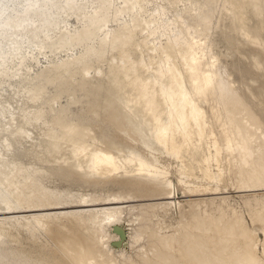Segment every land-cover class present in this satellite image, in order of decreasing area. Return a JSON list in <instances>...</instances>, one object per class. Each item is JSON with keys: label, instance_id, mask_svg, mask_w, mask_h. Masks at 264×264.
<instances>
[{"label": "bare ground", "instance_id": "6f19581e", "mask_svg": "<svg viewBox=\"0 0 264 264\" xmlns=\"http://www.w3.org/2000/svg\"><path fill=\"white\" fill-rule=\"evenodd\" d=\"M18 1L0 0V18L8 15L0 21L1 34L7 26H15L34 39L48 40L49 32L58 28L56 11L82 8L80 0H27L23 7ZM99 1L80 29L60 31L49 40L53 53L76 45L82 47L80 53L51 61L35 76H21L19 84L25 83L24 87L14 88L16 94L23 92L32 107L22 108L20 122L0 133V215H6L0 219V264H22L13 259V249L1 245V238L11 235L10 231L23 226L35 236L50 221H56L60 229L68 220L92 235L86 243L78 241L82 238L69 245L63 240L62 249L79 264H264L256 234L236 213L225 215L221 207L216 216L203 215L194 203L180 210V229L168 235L142 225L135 229L140 215L130 218L133 208L128 204L147 201L138 205H143L141 214L149 219L158 215L155 210L181 205L176 183L159 162V154L176 159L187 155L196 161L197 167L191 168L201 172L194 175L196 181L207 178L208 185L201 189L205 192H223L224 164H232L244 187L240 190L264 188V121L223 77L216 62L205 59L210 51L203 41L214 24L219 27L226 20L255 41L257 35L239 12L250 5L264 23V0H173L175 8L180 3L183 7L173 21L175 37L161 46L148 41L165 27L160 14L145 18L152 0H122L119 8L110 0ZM110 20H116L118 27L109 28ZM0 58L3 64L5 56ZM51 84L57 92L46 97ZM77 90L89 96L93 92L101 99L87 111L75 112ZM63 95L68 102L56 107ZM6 112L0 109V119ZM40 121L46 138L24 147L23 155L30 160L27 165L11 151L10 137H30L27 125ZM107 123L119 130L115 137L125 135L130 141L111 136ZM180 165L179 181L188 193L194 191L198 184L187 179L191 173L184 160ZM51 177L103 191H84L76 203L56 201L63 199L54 198L62 191L44 184ZM110 185L124 188L116 192ZM260 213L257 221L264 229V211ZM124 242L135 252L127 253ZM29 256L35 258L30 264H65L56 257L51 261L45 255Z\"/></svg>", "mask_w": 264, "mask_h": 264}, {"label": "rangeland", "instance_id": "374dc122", "mask_svg": "<svg viewBox=\"0 0 264 264\" xmlns=\"http://www.w3.org/2000/svg\"><path fill=\"white\" fill-rule=\"evenodd\" d=\"M113 3L114 8L123 6L122 0H110ZM222 0H220L221 2ZM27 0H19L18 5L23 7L27 4ZM82 8L75 9L70 13L64 11H56V15L59 18L58 28L49 32L50 38L55 39L58 33L69 31L74 32L80 29L86 19V15L90 14L92 10L98 7L99 0H80ZM183 7L180 3L179 8H175L173 0H152L148 4V12L145 14V18L152 17V14H160L159 17L161 23L165 25L163 29L156 35L149 36L148 41L150 45L156 44L158 46L165 45L168 42V38L175 37L174 31H172L173 21L179 14V9ZM161 12V13H160ZM239 15L244 18L246 24L250 27L253 34L257 35L255 41H251L238 29L230 27L231 21L226 20L225 24L216 27L209 31V36L206 40L210 51L205 57L208 61H215L217 68H219L223 77L231 82L232 86L236 88L239 93L249 101L258 116L264 121V23L261 22L260 16L254 12L250 5L246 6ZM8 15H2L0 21L5 20ZM218 17V16H217ZM122 18L128 19L129 15H124ZM215 21L217 19L215 18ZM167 26V27H166ZM117 21L110 20L109 28H117ZM172 33V34H171ZM173 35V36H172ZM26 36V37H25ZM101 36V35H100ZM99 35L97 38L100 37ZM142 35L138 34V39ZM43 36L32 38L29 35L22 33V31L15 26H7V32L0 33V55L5 56V61L0 64V109L6 110V115L0 119V133L4 132V128L12 125L14 128L21 120L23 113L22 108L29 109L32 106V102H27L23 95V92L15 93V89L21 90L25 83L19 84L21 76H35L40 70L46 67L51 61L66 59L69 56H75L80 53L82 47L78 45L73 46L69 50H58L56 53L50 51L49 40ZM97 40V39H96ZM7 52V53H6ZM149 51L145 49V54ZM1 59V58H0ZM106 65V63H104ZM106 66H104L105 70ZM19 73V76H18ZM95 72L92 73L94 75ZM28 85V84H26ZM15 88V89H14ZM57 92L56 85L51 84L48 87L46 97ZM102 94L103 90L99 89ZM16 94V95H15ZM16 97H15V96ZM22 97V98H21ZM25 98V99H24ZM76 98L79 100L77 104H73L72 108L75 112L81 113L87 111L89 106L96 105L100 101L101 97L93 92L89 95H85L83 91H76ZM21 99V100H20ZM68 96L63 95L59 103H56L57 107L60 104L64 105L68 102ZM27 104V105H25ZM47 114L50 116L49 106H45ZM12 112V113H11ZM12 114V115H11ZM108 133L114 136L115 139L126 140L130 139L123 135L115 137L118 133V129L113 125L107 123ZM44 125L42 121L34 122L32 125H27L30 137L26 134L16 140L11 138V151L18 157L22 158L25 164L30 162L28 157L23 155L24 147H29L32 142L40 144L46 137L43 135ZM97 131H100L98 126H95ZM3 140V139H1ZM135 141L139 144L141 139L135 137ZM199 160V155L197 156ZM187 164L191 176L187 178L189 181H196L194 175L200 174L198 168H191V166L197 167L196 161H193L189 156L181 157L180 159L168 157L165 154H159V162L167 167L169 170L170 178L176 183L178 199L181 201V205L173 206L170 208H160L155 210L157 216L153 219L146 218L149 215H142L141 208L143 205L140 203H146L147 201L130 202L132 210L129 212L130 218H134L140 215V218L136 220L133 227L135 229L138 226H147L152 229H156L164 234H175L180 229V222L182 220V214L180 210H188L194 203L200 205L203 215L216 216L219 214L220 208H224L225 215L228 213H236L242 216L247 224L248 228L252 230L257 236L258 250L262 254L264 250V229L263 223L257 221L259 219L260 212L264 211V188L252 189V190H240L244 188L241 186L232 164H224L223 169V183L221 185L222 193L212 194L211 191L205 192L203 189L208 185L207 178L196 181L197 188H193L194 191L188 193L187 187L182 184L181 179V161ZM193 161V165L190 163ZM217 171V169H215ZM44 180V179H43ZM80 182H73L59 177H51L45 179L44 184L48 188L62 191L60 195L54 196L56 201H67L76 203L79 200L82 192L101 194L103 190L100 188L88 187L84 189V185H79ZM112 191H122L124 187L119 185H110ZM83 189L81 190V188ZM129 190L130 187L125 188ZM125 190V191H126ZM201 193L198 195L189 194ZM204 193V194H202ZM153 201H167L165 200H153ZM73 203V204H74ZM71 204V203H68ZM197 204V205H198ZM206 205V206H205ZM81 209L82 207H77ZM216 208V209H215ZM60 209H58L59 211ZM38 212V211H37ZM43 213L55 212L54 210L40 211ZM153 212V211H150ZM205 212V213H204ZM186 215V214H185ZM6 215H0V219ZM187 216V215H186ZM62 228H57L56 221H50L46 229L37 230L36 235L21 226L18 229H14L11 235H5L1 239V245L5 249L15 251L13 259L17 258L22 264H30L35 258H30L31 253L38 256H48L51 261H54V257L60 259L65 264H79L76 260L71 258V254L62 249L63 240L67 242V245L72 241H76L82 238L83 242H88L92 235L84 229L79 223H72L70 220L64 221ZM148 228V230H149ZM134 229V230H135ZM127 235V234H126ZM63 236H67L63 237ZM69 238V239H68ZM69 240V241H68ZM116 246V245H114ZM127 253H134L135 250L129 246V243L124 242ZM117 247V246H116ZM262 257H264L262 255ZM17 260V261H18Z\"/></svg>", "mask_w": 264, "mask_h": 264}, {"label": "water", "instance_id": "95a60500", "mask_svg": "<svg viewBox=\"0 0 264 264\" xmlns=\"http://www.w3.org/2000/svg\"><path fill=\"white\" fill-rule=\"evenodd\" d=\"M119 228V230L121 231H119L120 233H121V235H122V237L123 238H126V233L120 228V227H115V229H118ZM118 231V230H117ZM114 245H116V246H119L120 244H119V242L118 243H115Z\"/></svg>", "mask_w": 264, "mask_h": 264}]
</instances>
